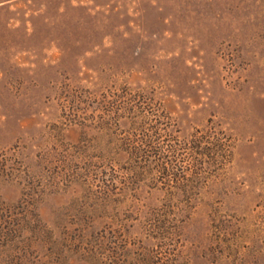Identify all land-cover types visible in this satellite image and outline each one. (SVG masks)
Wrapping results in <instances>:
<instances>
[{"label": "rangeland", "instance_id": "rangeland-1", "mask_svg": "<svg viewBox=\"0 0 264 264\" xmlns=\"http://www.w3.org/2000/svg\"><path fill=\"white\" fill-rule=\"evenodd\" d=\"M0 264H264V0H0Z\"/></svg>", "mask_w": 264, "mask_h": 264}, {"label": "trees", "instance_id": "trees-1", "mask_svg": "<svg viewBox=\"0 0 264 264\" xmlns=\"http://www.w3.org/2000/svg\"><path fill=\"white\" fill-rule=\"evenodd\" d=\"M130 102L132 103L133 100H130ZM129 112L130 111H128V113ZM116 121H119V119H116ZM167 138L169 139L167 141L168 144H166L164 148L156 147L155 145H151L150 143H145L144 145L142 144L137 147L129 148L127 153H129L134 160H138L139 164L143 166L142 170H153L157 174L162 175L164 179L166 178L165 180H167L168 182L169 180L178 181L180 179V177L176 175L179 163L188 162L190 160V162L192 164L195 163V167H197L201 163L199 162V160H196V155L200 157H208L211 161H215L219 157L217 154H220L221 150L226 147L225 144H222V142H220V139L218 140L214 138L216 142L211 144L213 146V149L203 150V148H201V144L207 143L204 141L209 139L208 136H194L189 142H182L178 144H171L172 142H174V140L171 139L170 135H167ZM199 150L200 152H198ZM211 155L214 158H211ZM220 157L221 159H224L226 156L221 155Z\"/></svg>", "mask_w": 264, "mask_h": 264}]
</instances>
